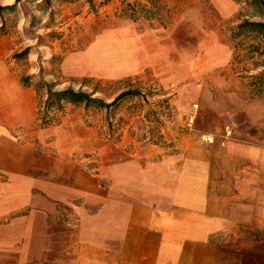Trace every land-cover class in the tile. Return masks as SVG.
Listing matches in <instances>:
<instances>
[{
  "label": "rangeland",
  "instance_id": "rangeland-1",
  "mask_svg": "<svg viewBox=\"0 0 264 264\" xmlns=\"http://www.w3.org/2000/svg\"><path fill=\"white\" fill-rule=\"evenodd\" d=\"M152 1L0 0V87L16 86L26 92V113L32 118L26 130L67 129L74 147L83 140L89 151L78 159L90 173L131 153L143 154L145 146L154 145L150 139L161 136L165 146H157L165 153L179 151L182 145L208 148L212 186L237 202L249 187L245 178L258 173L264 178V94L250 97L246 81L232 70L233 49L227 37L240 20L263 18L245 0ZM127 3L145 5L152 17L136 21L122 17ZM130 29L138 33L157 29L168 36L175 48L169 64L175 74L176 70L182 74L179 82L163 87L152 68L125 76L128 73L123 74L120 66H134L138 57L130 50V41L121 48L113 45L111 54L97 46L110 31L127 30L131 38ZM112 57L116 62L105 74L101 68ZM207 57L213 64L205 71ZM46 85L52 91L93 93L106 103L127 89L144 95L122 99L108 111L67 102L59 109L47 108ZM203 135H212L214 142L206 144ZM244 146L260 150L259 160L245 156ZM41 147L43 153L47 147ZM216 240L221 264H240L239 260L262 264L264 228L235 223Z\"/></svg>",
  "mask_w": 264,
  "mask_h": 264
},
{
  "label": "crops",
  "instance_id": "crops-1",
  "mask_svg": "<svg viewBox=\"0 0 264 264\" xmlns=\"http://www.w3.org/2000/svg\"><path fill=\"white\" fill-rule=\"evenodd\" d=\"M159 31L131 30V38L127 30L110 31L97 46L108 53L130 41L138 57L120 71L152 68L167 87L182 74L170 66L175 48ZM114 62L107 59L102 72ZM203 62L208 71L213 60ZM6 88L0 87V264H221L218 234L235 223L264 228L260 173L243 180L249 187L237 202L215 191L202 146L165 153L149 145L90 173L78 159L89 146L79 140L74 147L67 129L26 130V92ZM242 153L254 161L261 154L249 146Z\"/></svg>",
  "mask_w": 264,
  "mask_h": 264
},
{
  "label": "trees",
  "instance_id": "trees-1",
  "mask_svg": "<svg viewBox=\"0 0 264 264\" xmlns=\"http://www.w3.org/2000/svg\"><path fill=\"white\" fill-rule=\"evenodd\" d=\"M92 3L93 0H87ZM149 1V0H146ZM151 3L153 2L150 0ZM249 5L254 6L260 13L262 20L251 21L249 19H243L238 22L235 27L229 28L228 40L232 45V70L238 77L246 81L248 93L252 98H258L264 94V0H245ZM3 7L0 6V10ZM153 12L150 8H146L145 5L136 3L130 6L127 3V7L121 11L120 15L131 21L139 20L140 18L149 20L152 17ZM155 15V12H154ZM26 80L22 82L24 86ZM126 81H131L127 79ZM46 102L47 108L55 107L59 109L62 102H67L73 105H83L85 108H96L99 110H114L122 99L133 100L138 95H143L137 89L124 90L117 96H115L111 102L106 103L101 98L93 97V93H87L82 90H73L67 88L58 91H52L51 85H46ZM167 102V100H165ZM165 103V102H164ZM45 115V113H41ZM43 118L47 119L45 115ZM47 121H50L47 120ZM158 140L150 139V143L158 145L161 143V147L165 144L162 142V137L158 136ZM118 141V140H117Z\"/></svg>",
  "mask_w": 264,
  "mask_h": 264
},
{
  "label": "built area",
  "instance_id": "built-area-1",
  "mask_svg": "<svg viewBox=\"0 0 264 264\" xmlns=\"http://www.w3.org/2000/svg\"><path fill=\"white\" fill-rule=\"evenodd\" d=\"M226 134L229 135L230 130H226ZM202 141L205 142L206 144H212L214 142V137L212 135H203Z\"/></svg>",
  "mask_w": 264,
  "mask_h": 264
},
{
  "label": "bare ground",
  "instance_id": "bare-ground-1",
  "mask_svg": "<svg viewBox=\"0 0 264 264\" xmlns=\"http://www.w3.org/2000/svg\"><path fill=\"white\" fill-rule=\"evenodd\" d=\"M122 51H123V49H122ZM122 51H121V53H122ZM106 52V51H105ZM110 53V52H109ZM111 54V53H110ZM104 55V54H103ZM118 57V56H117ZM121 57V56H120ZM129 58V57H128ZM107 60V59H106ZM126 60V59H125ZM127 61V60H126Z\"/></svg>",
  "mask_w": 264,
  "mask_h": 264
}]
</instances>
